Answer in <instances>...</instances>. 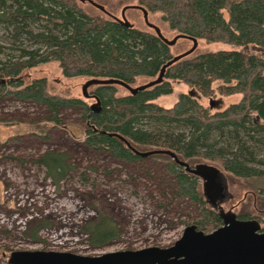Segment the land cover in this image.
Masks as SVG:
<instances>
[{"label": "trees", "instance_id": "16d2710c", "mask_svg": "<svg viewBox=\"0 0 264 264\" xmlns=\"http://www.w3.org/2000/svg\"><path fill=\"white\" fill-rule=\"evenodd\" d=\"M81 2L0 0V29L9 38L0 42V99L45 105L49 117L44 123H30L42 133L47 123L62 124V108H81L88 125L85 144L127 162L145 157L121 137L139 151L170 149L191 166L196 161L216 163L237 177L264 178V157L259 155L264 151V0H139L148 13L160 12L178 34L229 48L181 57L165 68L160 82L137 93L119 83H94L89 98L96 100L97 111L82 98L51 94L46 77L27 82V71L55 61L69 78L117 79L133 86L140 77L156 79L176 55L154 29L125 25L102 10L104 15L89 13ZM176 83L188 85L193 93L180 92L170 107L158 104L155 100L171 94ZM121 87L128 93H120ZM216 92L242 96L212 111L200 99ZM155 124H159L156 129ZM149 156L165 157L177 196L201 206L198 229L223 224L220 213L207 206L199 175L168 154ZM65 158L54 151L39 158L54 182L69 167ZM241 217L250 218L247 213ZM85 231L94 245L104 244L117 233L103 211Z\"/></svg>", "mask_w": 264, "mask_h": 264}, {"label": "rangeland", "instance_id": "374dc122", "mask_svg": "<svg viewBox=\"0 0 264 264\" xmlns=\"http://www.w3.org/2000/svg\"><path fill=\"white\" fill-rule=\"evenodd\" d=\"M95 1L118 17L125 6L139 4V0ZM81 6L89 13L103 14L89 2H81ZM126 17L134 27L154 32L145 22L140 8H128ZM149 20L159 26L165 37L172 39L178 35L161 18L160 12H149ZM8 40L7 34L0 29V42ZM192 45L191 39L181 38L171 46V51L177 55ZM222 48H229V45L199 39L192 55ZM26 74L27 82L34 77H46L51 94L79 97L91 107L99 106L94 98L85 97L83 93V86L90 78L66 77L58 62L41 64ZM149 80L140 77L133 86ZM91 86L86 89L89 94ZM191 89L184 83H176L171 94L155 101L170 107L180 92ZM120 93H128V90L121 87ZM241 96L216 92L201 97L200 101L209 106L212 100V111H217L239 101ZM47 117L45 105L0 99V264H11L9 259L13 251L45 250L98 256L149 246L167 247L181 237L186 226L196 224L201 218L200 205L177 196L175 180L166 172L165 157L149 156L133 163L106 151H95L84 142L88 125L81 108H62V124L47 123L45 133L30 124L44 123ZM50 151L64 153L69 165L58 183L48 176L46 166L39 162V158ZM259 155L263 158L264 151ZM197 163L199 161L193 165ZM211 164L217 169L210 172L221 183L222 196L214 204L211 195L215 196V186L209 183L208 195L201 180L207 206L220 214L230 210L247 212L250 219L261 222L263 229L264 178L237 177L218 164ZM100 211L111 217L117 233L104 244L94 245L85 227L100 216Z\"/></svg>", "mask_w": 264, "mask_h": 264}, {"label": "water", "instance_id": "95a60500", "mask_svg": "<svg viewBox=\"0 0 264 264\" xmlns=\"http://www.w3.org/2000/svg\"><path fill=\"white\" fill-rule=\"evenodd\" d=\"M81 1L89 2L103 12L119 19L125 25H132L126 17V10L130 7H138L144 14L145 22L168 45H174L181 38H189L193 42V45L188 50L168 61L156 79L135 87L117 79H90L83 86L85 97H90L86 89L94 83H119L131 93H137L140 90L151 87L163 79L164 70L168 65L181 57L193 53L198 46L197 38L188 37L185 34H178L172 39L165 37L159 26L149 20L148 11L139 5L125 6L122 10L121 17H118L95 0ZM190 92L193 93V90ZM210 105L213 106L212 100L210 101ZM92 109L97 111L95 106H92ZM121 138L131 149L143 157L159 153L168 154L176 162L184 166L187 171L204 177L205 179L210 175L213 177V172L210 171L217 170L208 164H200L192 167L170 149L139 151L127 139L124 137ZM209 183L210 181L204 183L206 194ZM221 217L223 218V225L211 232L198 229L196 224L186 226L181 237L167 247L149 246L138 250L107 252L98 256L45 250L13 251L9 262L11 264H264V230L262 229L261 222L255 218L240 219L233 212L221 214Z\"/></svg>", "mask_w": 264, "mask_h": 264}, {"label": "flooded vegetation", "instance_id": "af4514ba", "mask_svg": "<svg viewBox=\"0 0 264 264\" xmlns=\"http://www.w3.org/2000/svg\"><path fill=\"white\" fill-rule=\"evenodd\" d=\"M200 164H203V163H199V164H197V165H200ZM209 165V164H208ZM196 165H193L192 167H195ZM213 166V165H212ZM203 177H201L200 176V179L202 180V183H205V182H207L206 180H204V179H202ZM206 179H209L210 180V183H213V185L215 186V188H216V192H215V196L213 195H211V199L213 200V203L214 204H216L217 203V201H216V199L217 198H221V196H222V192H220L219 191V189H221V183L219 182V180L215 177V179H214V177L212 178V176L210 177H207ZM205 185V184H204ZM207 194L209 195V193L207 192ZM216 201V202H215ZM228 212H233L232 210H230V211H228ZM233 213H235V212H233ZM245 213H247V212H243V213H235L236 214V216L238 217V218H240V219H250V218H248V217H246V218H242L241 216L243 215V214H245ZM223 214V213H222ZM220 216H221V214H220ZM254 219V218H253ZM256 219V218H255ZM222 220H223V218H222ZM223 225V224H222Z\"/></svg>", "mask_w": 264, "mask_h": 264}]
</instances>
